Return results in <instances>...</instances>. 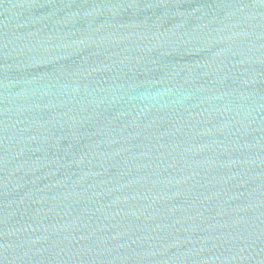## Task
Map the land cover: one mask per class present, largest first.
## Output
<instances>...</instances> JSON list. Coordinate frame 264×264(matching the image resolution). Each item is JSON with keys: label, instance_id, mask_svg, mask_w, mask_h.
Listing matches in <instances>:
<instances>
[{"label": "water", "instance_id": "water-1", "mask_svg": "<svg viewBox=\"0 0 264 264\" xmlns=\"http://www.w3.org/2000/svg\"><path fill=\"white\" fill-rule=\"evenodd\" d=\"M0 264H264V0H0Z\"/></svg>", "mask_w": 264, "mask_h": 264}]
</instances>
